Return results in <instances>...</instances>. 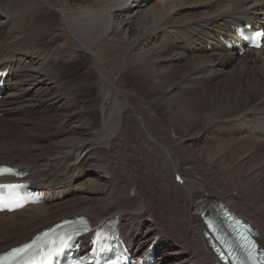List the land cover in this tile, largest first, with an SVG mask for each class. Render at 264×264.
I'll use <instances>...</instances> for the list:
<instances>
[{
  "label": "bare ground",
  "instance_id": "obj_1",
  "mask_svg": "<svg viewBox=\"0 0 264 264\" xmlns=\"http://www.w3.org/2000/svg\"><path fill=\"white\" fill-rule=\"evenodd\" d=\"M72 2L0 0V67L14 72L0 164L67 194L0 213V253L63 219L121 214L137 250L161 235L159 264H215L202 216L222 205L264 249V213L240 193L264 161V47L237 56L218 41L264 0Z\"/></svg>",
  "mask_w": 264,
  "mask_h": 264
},
{
  "label": "rangeland",
  "instance_id": "obj_2",
  "mask_svg": "<svg viewBox=\"0 0 264 264\" xmlns=\"http://www.w3.org/2000/svg\"><path fill=\"white\" fill-rule=\"evenodd\" d=\"M66 1H67V4L72 6V7L70 6V8L65 6L66 11L75 9L77 7L75 5L76 4L75 2L70 3L71 0H66ZM71 25H72V23H71ZM72 27H73V25H72ZM56 34L57 33H54V35H56ZM66 46H67V44L59 45L60 48L61 47L65 48ZM102 49H103L102 47H98L97 48V53L99 54L101 59H104L105 57H107V54L105 53L102 56L101 53L104 52V50H102ZM82 57H84V56H82ZM86 63L87 62H85L84 64H86ZM71 69H72V72L75 73V71H76L75 67H71ZM82 70H84L83 67H82ZM126 86H127L128 90H129L130 89L129 88V84H127ZM5 117H7V116H5ZM248 167L251 168L252 166L248 165ZM245 176L247 177V179H249L252 182L251 185L240 189L239 184L234 183V187H237V188L239 187L238 189H240V193L243 195V197L245 199H247L246 202H249L248 199H250V198L254 199V201L252 202L253 204H252L251 210H250V211H252V213H257V214L259 213L260 214L262 212V214H263L264 213V161H262L261 163H258L257 166L255 168H253L252 170L246 171V175ZM247 204H249V203H247ZM254 207L256 208V210L253 209ZM247 220H249V219H247ZM249 221H251V220H249Z\"/></svg>",
  "mask_w": 264,
  "mask_h": 264
},
{
  "label": "snow or ice",
  "instance_id": "obj_3",
  "mask_svg": "<svg viewBox=\"0 0 264 264\" xmlns=\"http://www.w3.org/2000/svg\"><path fill=\"white\" fill-rule=\"evenodd\" d=\"M11 169H3L0 168V174L4 173H11ZM35 246V242L32 244H26L22 248L13 249L11 253L8 255L10 256H18L20 254H27L32 250V248ZM38 254L40 255L41 259L36 262V264H53L54 259L61 254L63 251L62 247H48L44 246L37 250ZM2 259V258H0Z\"/></svg>",
  "mask_w": 264,
  "mask_h": 264
}]
</instances>
